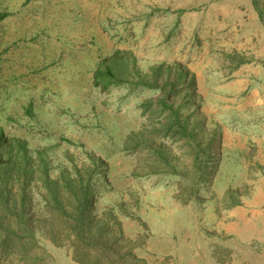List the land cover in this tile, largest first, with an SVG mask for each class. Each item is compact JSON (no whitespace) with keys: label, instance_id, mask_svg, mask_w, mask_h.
<instances>
[{"label":"rangeland","instance_id":"obj_1","mask_svg":"<svg viewBox=\"0 0 264 264\" xmlns=\"http://www.w3.org/2000/svg\"><path fill=\"white\" fill-rule=\"evenodd\" d=\"M0 132L88 182L86 233L111 245L94 257L33 181L38 258L0 264H264L253 0H0Z\"/></svg>","mask_w":264,"mask_h":264},{"label":"trees","instance_id":"obj_2","mask_svg":"<svg viewBox=\"0 0 264 264\" xmlns=\"http://www.w3.org/2000/svg\"><path fill=\"white\" fill-rule=\"evenodd\" d=\"M254 5L264 20V0H253ZM122 60V59H121ZM122 68L120 59L115 56L107 62L101 78L109 81V77H118L117 68ZM179 120V119H178ZM181 130L186 127L180 124ZM39 159L38 165H36ZM37 160L31 158L26 143L17 138H4L0 132V246L1 251L8 255H20L19 259L25 261L35 259L38 256L32 252V246L39 243L31 218L28 215L30 207L27 186L36 181L41 188L42 199L47 208L63 209L64 202L76 212V216L70 219L75 237L85 243L88 251L94 252L98 257L111 245L101 239L99 243L89 237L85 230V214L90 206L91 189L84 183V178L64 177L61 183L58 177L52 178L48 163L45 159V151L39 152ZM37 172H40L38 175ZM67 196V198H65ZM36 212V211H35ZM34 212V213H35ZM92 245V249L90 246ZM110 245V246H109ZM90 249V250H89Z\"/></svg>","mask_w":264,"mask_h":264}]
</instances>
